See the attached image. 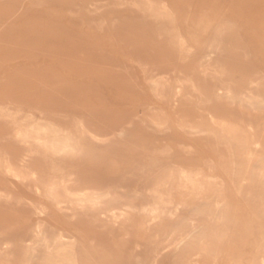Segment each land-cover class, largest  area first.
<instances>
[{
	"label": "rangeland",
	"instance_id": "obj_1",
	"mask_svg": "<svg viewBox=\"0 0 264 264\" xmlns=\"http://www.w3.org/2000/svg\"><path fill=\"white\" fill-rule=\"evenodd\" d=\"M135 1L141 0H0V148L13 160L26 156L17 138L20 126L30 125L32 112L39 119L53 116L69 131L68 119L83 118L106 138L100 143L86 138L79 161L29 158L37 169L54 172L59 166L74 173L56 181L58 200L46 192L44 174L27 172L26 181L0 175V264H27L26 246L39 225L49 240L58 234L61 239L55 252L41 248L29 264H263L264 191L229 174L227 145L211 134L188 131L182 122L243 127L247 131L236 132V148L250 155L252 143L264 152V0H150L167 3L173 27L189 50L185 58L166 27L146 19L133 7ZM218 26L221 36L211 49ZM153 73L165 85L161 102L152 92ZM204 74L223 78L205 79ZM189 78L198 80L203 97H212L222 80L221 87L228 86L234 98L223 94L222 100L202 105L186 84ZM249 98H257L254 107ZM149 105L169 118L165 131L147 126L145 116L153 115ZM115 165L124 169L114 173ZM201 173L217 178L221 195L216 204L223 207L224 223L220 230L211 223L174 252L178 234L193 228L197 206L193 201L185 206L178 179ZM169 174L177 176L165 212L173 224L162 227L146 207L158 181ZM87 192L102 197L96 206L81 208L79 200ZM70 194L80 209L64 206ZM55 201L63 203L58 207ZM8 244L11 248L3 250Z\"/></svg>",
	"mask_w": 264,
	"mask_h": 264
},
{
	"label": "bare ground",
	"instance_id": "obj_2",
	"mask_svg": "<svg viewBox=\"0 0 264 264\" xmlns=\"http://www.w3.org/2000/svg\"><path fill=\"white\" fill-rule=\"evenodd\" d=\"M134 6L144 13L146 19H149L154 23L161 24L162 27H166V32H165L166 35L170 38V42L179 50L180 56L182 58H185L189 54V50L186 47L187 44H185L183 42L182 38L180 37L181 35L179 36L173 27V23L171 22V19H170V14L168 13V9H167L168 5L166 2L156 3V2L150 1V0H141L140 2L135 1L133 7ZM175 24H176V21H175ZM221 30H222V28L220 26H218L216 28V30L213 34L212 40L210 42V48L211 49H212V47L216 46L218 39L221 36V32H220ZM215 51H218V50H215ZM208 56L209 55H207V57ZM200 63H202V60ZM156 75L157 74L153 73L150 77V81L152 82V92H153L154 96L156 97L157 101L161 102L165 98L164 93H163V89H164L165 85L160 82L161 79L159 80V78H157ZM207 77H211L212 79H220L222 76H221V74H219V75L204 74V78L206 79ZM163 78L164 77H162V80H163ZM185 81H186V84L189 85L195 93L200 95V98H201L200 103L202 105H207V104H204L205 101H211V100H213V98H216L218 100H222L223 94L227 95L230 98H234L232 91L228 86L221 87V85L223 84L222 80L219 81L218 84H216L214 91H213V94H212L213 95L212 97L211 96H206V97L204 96L203 97L202 95H204V94L201 95V91H200L201 89H199L198 84H197L198 80H196L194 78H189ZM163 82H164V80H163ZM180 84L182 85V83H180ZM179 90H181V89H179ZM251 94H253V93H251ZM230 101H232V100L230 99ZM247 101L254 107L255 101H257V98H249ZM258 101H259V99H258ZM243 104H244V102H243ZM156 106L155 105H149L148 111L151 112V114H153V115L150 118L148 117V114L145 116L147 119L146 123H147V126L149 128H152L153 130H155L157 132H163L167 128V123L169 121V118H167L164 115L163 111L159 110ZM1 112H3V109H1ZM28 116L31 119L30 125H26V124L21 125L19 128L20 129V137L17 138L20 141L21 148H23V150L25 151L26 156L22 157L19 160H13L8 151H5V150L0 148V175L5 176V177L11 176V177L18 179V181L19 180L20 181H26V179H27L26 173L27 172L30 174H33L34 177L44 174L45 178H47V180H48L47 183L45 184L46 192L50 195V197H53V198L56 197L57 198V195L54 193V189L56 187V181L65 179L66 177L73 175L74 173L72 171H64V170L60 169L59 166H57V170H55L54 172L40 170V169H37L34 167V163L30 162L31 160H29V158L40 157V158L46 159L50 163H57L58 162L57 159H59V158L72 156V158H75L76 160L79 161L81 158L84 157V154H85L84 141L86 138L90 139L93 143L106 142V138L103 135H101L100 133H98V132L94 131L93 129H91L90 127H88L87 122L83 118H70V119H68L67 125H69L71 130H73V131H69L68 129H61V127H59L57 122H55L56 120L51 115L43 114L42 118L39 119L32 112V114H29ZM9 123L12 125L17 124L14 121H11ZM182 127L187 129L188 131L196 133V134L197 133L211 134L217 139L218 143H222L224 145H227L230 148L229 152H231V153H229V154H231L229 159L225 163L226 169L229 172V174H232L235 177V179H242V180L244 179V182H246L247 184H255L261 192L264 191V152H262V151L260 152L258 150L260 148L259 145H256V144L252 145V143H250L251 146H249L250 155L249 154L247 155V153H249V152H246V151H245L246 153L240 152L236 148V142H235V140L237 139L236 132H238L240 130L242 132L243 131L245 132V131H247V129H245L243 127H235L234 125L226 123V122L224 123V122L213 121V120H211V121L202 120L198 123H190L186 119L183 120ZM251 132H252V129H251ZM40 141H42L45 145L40 143ZM229 148H228V150H229ZM155 150H157V149H155ZM218 156H219V154H218ZM256 159H259L261 162V164L259 166H254V161H256ZM95 161L96 160L93 157L90 160V162L92 164ZM52 166H55V165H52ZM176 168H177V166H176ZM123 169L124 168H122L120 165H115L112 168H110V170L114 173H117V172L119 173ZM211 169H212V167H211ZM213 170H214V167H213ZM159 173L161 175V172H159ZM186 173H189V172H186ZM212 173H214V171ZM29 176H31V175H29ZM31 177H33V176H31ZM176 178H177V176H175L173 174L172 175L169 174V175L164 176L162 179H160L157 183V186L155 187L154 200L150 206L146 207V210L150 211L152 214V215L149 214L148 216L151 215L154 217L155 220L158 219L160 221L159 223L162 224V227L166 226L167 223H170V220H169L168 216L165 214V212H166V209L169 205L170 186H171L172 181ZM216 179H217L216 176H213V175L207 176V175H204L203 173L195 175V176L186 175V176L179 177L178 180H179V184H180V191L184 197L185 206H187L188 201L195 202L197 206L194 208V212L196 214L194 219H191L188 216L191 220H193V222H192L193 228L189 231H181L178 234L176 240L173 242L174 252H179L187 244L191 243L192 241H195L203 233V231L206 229V227L208 225H210L211 223L216 225L219 230L222 227L224 220H225V215L223 213L224 212L223 207L220 206L219 203L216 204L217 199L221 195L219 187H218L217 182H216ZM36 181H37V179H36ZM137 189H138V187H137ZM137 193L138 192H136V194ZM138 195H140V194H138ZM82 196H83V198H81L79 200V203H80L79 205H81V208H83L82 206H87V205L96 206V203L99 201V197H102V195H100V194H92L89 192H87L85 195H82ZM260 198L264 202L263 195H260ZM10 199H6L5 201H10ZM58 199L59 198H57V200ZM73 199H74V196H72L71 194L68 195V197L65 200L63 199V201L65 203L64 206L66 205L68 207H73V209L79 208L78 204H74ZM0 200H1V198H0ZM53 200H55V199H53ZM222 200H223V197H222ZM138 202H139V200H138ZM149 202H150V200H149ZM53 203L55 204L57 202L55 201ZM59 203H57V205ZM62 203L63 202H61L60 205ZM140 204L141 203L139 202L138 205H140ZM214 204H216V208L213 210V213L211 215L210 207ZM60 205H58V207ZM141 206H142V204H141ZM62 207H63V205H62ZM85 210L86 211H84V212L87 215H89L90 209L85 208ZM124 211L128 212V211H130V208H124ZM82 213H83V210H82ZM128 214H125V216ZM141 214L143 215V213H141ZM100 217H101V215H100ZM111 217H113V215ZM81 218H82V216H81ZM86 218H87V216H86ZM99 218H98V220H99ZM123 218L125 219L124 216H123ZM104 219H106V216ZM108 219H106V220H108ZM131 219H132V217H131ZM93 220L95 221V219H93ZM142 220H144V217L142 218ZM142 220H141V222H143ZM155 220H154V222H156ZM152 221H153V218H152ZM110 222H111V219H110L109 223ZM120 222H121V220H120ZM128 222H130V221H128ZM139 222H140V220H139ZM97 223H98V221H97ZM134 223H136V222H134ZM101 224H103V223L101 222ZM111 225L112 224H110V226ZM128 225H131V224H128ZM115 226H117V225H115ZM141 226H143V225H141ZM210 228H212V227H210ZM177 230H179V229H177ZM223 230L225 231V229H223ZM32 233H33V240H32L30 245L26 246L27 250H25V254H24V260L27 264H29V261L32 258L36 257V255L39 254L41 248H47V251L49 253L55 252L56 251V243H57V241H59L61 239L60 234L56 233L58 235L54 239L49 240L45 236L44 228H42L41 225L37 226L34 230H32ZM211 233L213 234V232H211ZM161 234H163V233H161ZM164 236H165V234H164ZM212 237L213 236L211 235L210 238H212ZM215 239H213L214 242H215ZM219 239H221V238H219ZM205 242H207V241H205ZM219 242H220V240H219ZM206 244H208V243H206ZM214 245H216V243ZM10 246L11 245L8 244L2 249L3 250L9 249V248H11ZM220 247H218V248H220ZM0 253H2V252H0ZM261 256H262V254H261ZM261 256H260V258H261ZM49 258H51V256H49ZM60 259H63V258H60ZM263 259H261V261ZM65 261L67 262V260H65ZM262 263L264 264V262H262Z\"/></svg>",
	"mask_w": 264,
	"mask_h": 264
}]
</instances>
